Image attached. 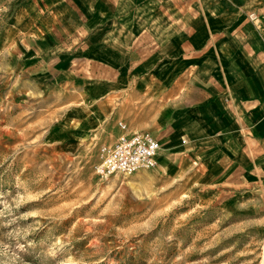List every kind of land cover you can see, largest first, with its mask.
Listing matches in <instances>:
<instances>
[{
	"label": "rangeland",
	"instance_id": "1",
	"mask_svg": "<svg viewBox=\"0 0 264 264\" xmlns=\"http://www.w3.org/2000/svg\"><path fill=\"white\" fill-rule=\"evenodd\" d=\"M6 16L0 264H264L262 174L208 170L185 125L141 122L165 109L158 77L123 83L104 59L64 58L55 23ZM120 123L160 139L157 165L100 177Z\"/></svg>",
	"mask_w": 264,
	"mask_h": 264
},
{
	"label": "crops",
	"instance_id": "2",
	"mask_svg": "<svg viewBox=\"0 0 264 264\" xmlns=\"http://www.w3.org/2000/svg\"><path fill=\"white\" fill-rule=\"evenodd\" d=\"M5 11L13 27L55 23L64 58L104 59L123 83L158 77L165 109L141 122L185 125L208 170L264 181V0H5Z\"/></svg>",
	"mask_w": 264,
	"mask_h": 264
},
{
	"label": "built area",
	"instance_id": "3",
	"mask_svg": "<svg viewBox=\"0 0 264 264\" xmlns=\"http://www.w3.org/2000/svg\"><path fill=\"white\" fill-rule=\"evenodd\" d=\"M119 127L121 133L116 140L99 147L96 174L106 178L117 173L131 174L156 167L161 148L159 140L147 131H130L124 123Z\"/></svg>",
	"mask_w": 264,
	"mask_h": 264
}]
</instances>
